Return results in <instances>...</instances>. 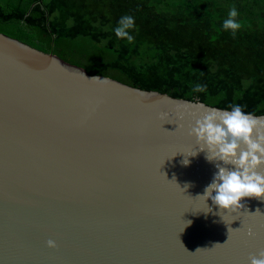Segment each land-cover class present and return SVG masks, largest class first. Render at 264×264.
Returning a JSON list of instances; mask_svg holds the SVG:
<instances>
[{"label":"water","instance_id":"95a60500","mask_svg":"<svg viewBox=\"0 0 264 264\" xmlns=\"http://www.w3.org/2000/svg\"><path fill=\"white\" fill-rule=\"evenodd\" d=\"M206 108L0 34V264H250L264 199L200 197L224 166L189 134Z\"/></svg>","mask_w":264,"mask_h":264},{"label":"trees","instance_id":"16d2710c","mask_svg":"<svg viewBox=\"0 0 264 264\" xmlns=\"http://www.w3.org/2000/svg\"><path fill=\"white\" fill-rule=\"evenodd\" d=\"M233 6L235 35L223 29ZM123 16L132 42L115 34ZM0 34L91 76L264 116V0H0Z\"/></svg>","mask_w":264,"mask_h":264},{"label":"clouds","instance_id":"9594fccd","mask_svg":"<svg viewBox=\"0 0 264 264\" xmlns=\"http://www.w3.org/2000/svg\"><path fill=\"white\" fill-rule=\"evenodd\" d=\"M237 17L238 12L233 6L229 18L223 22V29L231 30L235 35L243 26ZM134 28L135 19L123 16L115 34L132 42L130 30ZM206 90L205 85L199 84L193 88L194 92ZM230 109L206 108L189 134L196 138L200 151H206L209 161H220L224 165L216 164L218 172L200 197L205 202L210 198L221 211L237 212L244 207L241 203L244 198L264 199V116L246 114L240 105H232ZM248 235H252L251 230ZM47 244L51 248L57 247L51 239ZM249 262L264 264V250L250 255Z\"/></svg>","mask_w":264,"mask_h":264},{"label":"rangeland","instance_id":"374dc122","mask_svg":"<svg viewBox=\"0 0 264 264\" xmlns=\"http://www.w3.org/2000/svg\"><path fill=\"white\" fill-rule=\"evenodd\" d=\"M72 61H73V60H72ZM67 63H68V62H67ZM73 63H76V62H75V61H73ZM69 64H72V63H70V62H69ZM72 65H74V64H72Z\"/></svg>","mask_w":264,"mask_h":264}]
</instances>
